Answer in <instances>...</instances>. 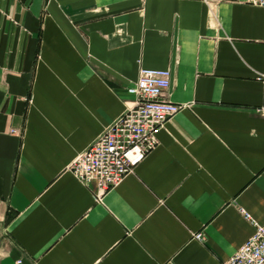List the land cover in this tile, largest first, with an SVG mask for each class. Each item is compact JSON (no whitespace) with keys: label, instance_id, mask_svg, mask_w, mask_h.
Returning a JSON list of instances; mask_svg holds the SVG:
<instances>
[{"label":"crops","instance_id":"1","mask_svg":"<svg viewBox=\"0 0 264 264\" xmlns=\"http://www.w3.org/2000/svg\"><path fill=\"white\" fill-rule=\"evenodd\" d=\"M142 65L184 105L98 198L70 165ZM242 209L264 222V6L0 0V264H221L255 230Z\"/></svg>","mask_w":264,"mask_h":264},{"label":"built area","instance_id":"2","mask_svg":"<svg viewBox=\"0 0 264 264\" xmlns=\"http://www.w3.org/2000/svg\"><path fill=\"white\" fill-rule=\"evenodd\" d=\"M248 1L264 6V0ZM171 81L170 68L142 65L138 79L128 86V91L135 95L134 105L74 158L72 171L85 184L95 182L98 198L146 156L158 143L159 128L183 107L184 104L166 98ZM242 211L252 220L255 230L221 264H264V222ZM196 236L204 239L202 232Z\"/></svg>","mask_w":264,"mask_h":264}]
</instances>
